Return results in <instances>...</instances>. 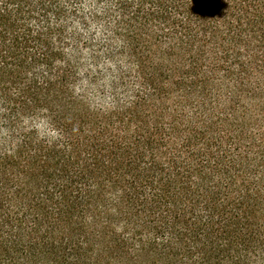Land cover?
<instances>
[{
    "label": "trees",
    "instance_id": "trees-1",
    "mask_svg": "<svg viewBox=\"0 0 264 264\" xmlns=\"http://www.w3.org/2000/svg\"><path fill=\"white\" fill-rule=\"evenodd\" d=\"M0 264H264V0H0Z\"/></svg>",
    "mask_w": 264,
    "mask_h": 264
}]
</instances>
